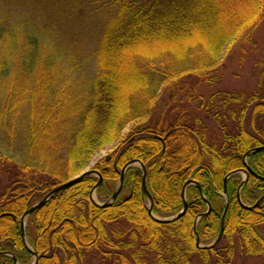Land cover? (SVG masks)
I'll return each mask as SVG.
<instances>
[{
    "label": "trees",
    "instance_id": "trees-1",
    "mask_svg": "<svg viewBox=\"0 0 264 264\" xmlns=\"http://www.w3.org/2000/svg\"><path fill=\"white\" fill-rule=\"evenodd\" d=\"M16 1L28 4L29 0ZM49 1L57 10L66 11L65 2L73 0ZM99 1L100 7L110 5L114 16L107 19L97 42L94 75L84 96L56 100L59 111L53 119L51 109L41 108L40 116L29 112L31 119L25 123L31 156L43 149L39 146L51 143L41 141L48 119L54 124L58 114L73 118L72 126L61 128L66 132L63 158L51 166L43 159L11 165L0 143V169L14 175V189L6 187L0 194V252L27 264L32 255L19 224L24 213L58 182L78 175L94 154L118 141L121 131L134 124L126 141L94 164L92 169L102 178L97 196L110 197L122 168L133 160L146 167V188L157 217L168 218L181 211L186 181L197 182L202 194L196 186H188L185 213L175 221L159 223L148 214L139 169L125 171L119 194L106 207L91 201L98 178L86 176L52 195L27 217L36 264H192L195 256L202 264H231L237 252L263 255L264 238L258 227L264 223V200L249 207L264 195V150L249 153L246 165L243 156L264 145V126H256V119L264 125V94L217 90L204 98L200 86L216 83L225 50L239 40L250 43L254 30L264 26V0H87L89 4ZM7 17L0 19V73L9 72L14 61L3 54L19 52L21 67L16 73L34 76L24 82L19 76L15 86L0 93L4 101L0 130L7 135L9 147L13 133L6 116L12 109L20 110L21 104L31 106L35 101L40 91L33 87L37 74L53 68L61 76L82 63L68 54L63 58L62 50H56L59 47L52 49L47 44L48 21L37 18L36 23L30 16L9 24ZM52 78L45 84L50 89L53 81L58 82ZM161 88H167L164 99L159 96ZM27 91H31L30 98L25 97ZM188 105L195 109L188 110ZM200 112L212 120L216 131ZM247 167L250 171L240 190V202L242 175L229 174ZM42 175L48 179L44 181ZM227 176L228 207L221 239L211 248H197L194 226L203 246L211 244L221 230ZM206 203L210 212L195 223L206 212ZM0 264L14 263L11 257L0 256Z\"/></svg>",
    "mask_w": 264,
    "mask_h": 264
},
{
    "label": "rangeland",
    "instance_id": "rangeland-1",
    "mask_svg": "<svg viewBox=\"0 0 264 264\" xmlns=\"http://www.w3.org/2000/svg\"><path fill=\"white\" fill-rule=\"evenodd\" d=\"M2 1L4 0L0 1V19H6L7 16L12 17H7L10 19L9 24H18L30 16H32L34 20L39 18L44 22L48 21L51 30H48L49 32L47 33L50 38V41L47 44L52 49L59 47L56 50L58 52H61L62 50L60 55L63 58L68 54V57L69 55L71 57H78V59H80L79 61L82 63L78 68L72 65V67L62 73L61 76H57L55 71H53V68L40 71L37 74V84L33 86L40 91L32 105L30 106L29 103L25 105L21 104L20 110L14 111L15 109H12L8 112V116H6L10 126L9 129L12 128L10 132L13 133L12 143L9 147L6 145L5 141L7 135H4V131L0 130V143L3 145L2 153L7 158L11 157V165H21L25 161L32 163V161L36 162L43 159L47 163V166H51L54 163L53 161L59 160V157L63 158L65 153L64 135L66 132L61 128L67 130L70 125L72 126L74 124L73 118L69 117L66 119L64 115L58 114V118L54 121V124H50L51 119H48L45 123L46 126L44 125L45 128L43 133L45 134L41 141L43 144H46L51 140V143L47 146H39L40 149H43L39 152L35 150L36 152L34 151V154L32 153L33 155L30 156L28 153L27 142L29 135L25 132V123H27L28 119H31L29 117V112L32 115L34 114V116L35 114H39L40 116L43 115L41 108H46V110L51 109V117L53 119L54 114L59 111L58 107L54 106L56 100L60 101L63 98L66 99L67 96H69L68 99L78 100L84 96L83 92L87 87L89 80L94 75V51L97 42L101 38V33L108 22L107 19L114 16L112 15V7L107 5V3L105 6L100 7L102 1H99L98 4H89L87 0H73L72 3L65 2L67 7V10L65 11L54 8V6L50 5L52 2L49 0H29L28 4L19 3L16 0L12 3H4ZM35 22L37 23L36 20ZM252 39L253 40L250 43H243L242 40H239L230 46L228 50L223 52L220 56V63L216 72V83L200 86V93H202L204 98L217 90L238 91L243 92L244 94L258 91L264 94V26H258L254 30ZM3 55L7 56L6 58H14V61H12V66L9 72H5V74L0 73L1 96L9 91L11 85L15 86V79L19 76H22V81L26 78L29 81L34 79V76L32 77L31 75H20L16 73L21 67V55L19 52ZM41 57L42 62L46 61L45 53H43ZM9 64H11L10 61ZM48 77H53L51 80L54 79L58 81L57 83H54L53 81L54 86L51 89L45 85ZM28 84L30 85V83ZM61 84H63L62 87H60ZM55 86L58 89L57 94H54V92H56ZM30 88L31 87H29V90ZM30 92L31 91H27L25 94L26 98H30ZM166 94L167 88H161L159 91L160 98L164 99L167 96ZM1 96L0 110L4 102L1 99ZM42 101L43 104H41ZM194 106L195 105H188L187 109L194 110ZM200 115L207 125L212 130L216 131V126L213 124L212 120L205 117L202 112H200ZM249 119L250 112L246 121L247 128H249ZM133 125L134 124H129L121 131V136L118 141L94 154L82 171L91 170L97 161L112 155L116 147L121 145L122 140L126 139L129 135ZM256 126L263 127L264 125L263 123H259V120L256 119ZM52 133H55L53 139ZM125 141L126 140H124V142ZM133 168L138 169L136 166ZM13 176L14 175H10L6 171L0 169V194L6 189V187L14 189V185L11 182ZM41 177L44 181L48 179V177L44 175ZM68 180L69 179L58 183L62 184ZM94 198L99 202H103L107 199L106 196H97V194L94 195ZM25 229L27 238L30 241L33 231L32 226H27V223L25 222ZM258 232L264 238V223L258 227ZM28 240L25 239V242L29 245ZM27 264H32V258ZM192 264H202V262L198 256H195ZM231 264H264V254L250 256L237 252L235 253Z\"/></svg>",
    "mask_w": 264,
    "mask_h": 264
},
{
    "label": "water",
    "instance_id": "water-1",
    "mask_svg": "<svg viewBox=\"0 0 264 264\" xmlns=\"http://www.w3.org/2000/svg\"><path fill=\"white\" fill-rule=\"evenodd\" d=\"M260 150H264V146L254 148V149L246 152L244 154L243 158L245 159L246 156L249 153L256 152V151H260ZM132 165H138L140 167V170H141V173H142L141 188H142V191L147 195V197L149 199V207H148V210L147 211H148V214L150 215V217L153 220H155L156 222H159V223H169V222H172V221H175V220L179 219L185 213V211H186L187 204H186V201L185 200H183L184 202H183V208H182V210L178 214H176L175 216H173L171 218H168V219H159V218H157V217H155V216L152 215V213H151V211H152V199H151V196L148 194L147 189H146V175H147L146 168L139 161H131V162L127 163L123 167V169L121 170V174H120V178H119V182H118L117 189L111 195V197L105 203H103V204H98V203H95L93 201V193H94V190L101 184V181H102L101 176L96 171H94L93 169L86 170V171H82L79 175H77V176L69 179L65 183L59 184L58 186H56L55 188H53L40 202H38L37 204H35L34 206H32L30 209H28L24 213V215L22 216L21 221H20V229H21V234H22L23 239H24V222H25L26 218L28 217V215H30L33 212V210H35L38 207H40L41 205H43L52 195H54L55 193H57L58 191H60L62 189H65V188H68V187L72 186L73 184L77 183L78 181H80L81 179H83L86 176L95 175L98 178V182L96 183V185L94 186V188L92 189V192H91V194H92V196H91L92 202L95 205L99 206V207L109 206L116 199L118 193L120 192L125 170L128 167L132 166ZM235 173L236 172H232L229 175H232V174H235ZM242 173H244L245 178H244L243 182L241 183L240 188L244 185L245 179L247 177V173L245 171H242ZM226 178H225V180H226ZM190 184L196 185L197 188L199 189L200 193H201L200 186L195 181H191V180L185 182V184L183 185V191ZM224 192L226 193V183H225V181H224ZM182 197H183V193H182ZM225 197H226V205H225V208H224V211H223V214H222V218H221V230H220L217 238L215 239V241L211 245H209V246H207L205 248H211V247L215 246L218 243V241L220 240L221 236H222V232H223V220H224L225 213L227 211V196H226V194H225ZM263 200H264V195L260 199H258V201L252 207H249V208H255V207H257ZM243 207H245V206H243ZM209 211H210V205L207 203V211L204 214L200 215V216L202 217V216L207 215L209 213ZM199 217H197V219H199ZM197 219H196V221H197ZM194 235H195L196 247L197 248H201V246L199 244V238L197 236V233H196V230L195 229H194ZM5 254L6 253H0V255H5ZM32 254L34 256V262H33V264H36V253H33L32 252ZM7 255H9V256L12 257L14 264H17L16 263V258L14 256H12L10 254H7Z\"/></svg>",
    "mask_w": 264,
    "mask_h": 264
},
{
    "label": "flooded vegetation",
    "instance_id": "flooded-vegetation-1",
    "mask_svg": "<svg viewBox=\"0 0 264 264\" xmlns=\"http://www.w3.org/2000/svg\"><path fill=\"white\" fill-rule=\"evenodd\" d=\"M264 146V145H263ZM243 160H244V158H243ZM246 173H247V177H246V180H247V178H248V171H250V169L247 167V170H244ZM246 182V181H245ZM245 184V183H244ZM240 185H241V183H240ZM240 185H239V187H238V199L240 198L239 196H240V190H241V188H240ZM244 186V185H243ZM242 186V187H243ZM240 188V189H239ZM261 198V197H260ZM258 201V200H257ZM0 253H5V252H0ZM11 254V253H10ZM13 255V254H12Z\"/></svg>",
    "mask_w": 264,
    "mask_h": 264
}]
</instances>
